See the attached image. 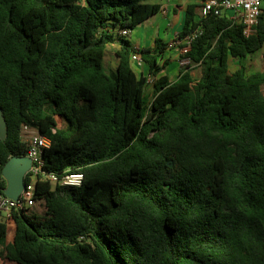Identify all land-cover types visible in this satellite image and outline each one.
I'll use <instances>...</instances> for the list:
<instances>
[{
	"label": "trees",
	"instance_id": "16d2710c",
	"mask_svg": "<svg viewBox=\"0 0 264 264\" xmlns=\"http://www.w3.org/2000/svg\"><path fill=\"white\" fill-rule=\"evenodd\" d=\"M159 11L149 0H0V189L5 163L25 152L22 124L50 137L45 172L83 175L78 187L39 178L44 215L15 211L10 241L0 216V264H264V69L247 72L264 8L246 37L189 5L176 46L202 33L174 81L166 42L137 48L119 33Z\"/></svg>",
	"mask_w": 264,
	"mask_h": 264
},
{
	"label": "built area",
	"instance_id": "2783aa9c",
	"mask_svg": "<svg viewBox=\"0 0 264 264\" xmlns=\"http://www.w3.org/2000/svg\"><path fill=\"white\" fill-rule=\"evenodd\" d=\"M263 8L264 0H203L199 15L195 20H200L209 14L215 16L225 15L232 21L240 23L242 25V34L248 37L254 33ZM131 32V29L119 30V33L126 37H130ZM201 33L202 27L197 26L182 38L180 42L183 46L179 48L180 55L186 54L189 51L191 42ZM177 43L178 41L174 38L173 44ZM131 60L134 67L142 71L144 63L138 52L132 53ZM181 60L185 64L189 62L187 59L181 58ZM148 79L151 80L150 77ZM20 137L25 145L23 155L30 158L31 166L25 175V186L17 200L7 197L4 194V190L0 189V216L9 222V224L12 223V215L15 211L21 209L28 210L36 203L34 190L39 178L48 179L61 185L76 187L81 185L83 179L81 173L65 174L62 177H58L43 170V153L51 144L50 137L39 133L36 128L25 124L21 125Z\"/></svg>",
	"mask_w": 264,
	"mask_h": 264
},
{
	"label": "crops",
	"instance_id": "0c3cea01",
	"mask_svg": "<svg viewBox=\"0 0 264 264\" xmlns=\"http://www.w3.org/2000/svg\"><path fill=\"white\" fill-rule=\"evenodd\" d=\"M149 2L159 4L160 11L150 16L136 28H134L129 38L133 45L137 48H152L155 38H159L166 42L167 49L165 50L164 58L168 59L169 63L162 73L168 75L170 80L174 81L178 78L180 69L177 65L176 57H178V49L176 44H173L174 38L176 37V34L182 29L187 7L189 5L195 6L196 18L199 15L203 0H149ZM111 44L117 48L118 40L115 39V41ZM261 52L264 55V44ZM234 60L235 58H229V70L231 72L237 70L239 66L238 60ZM230 63L233 64V67H230ZM116 64L113 67H115ZM263 69L264 67L261 70ZM138 72V74H145L146 67L144 66L142 71L139 70ZM191 73L194 76V69ZM42 211L44 212V207L40 209V213Z\"/></svg>",
	"mask_w": 264,
	"mask_h": 264
},
{
	"label": "water",
	"instance_id": "95a60500",
	"mask_svg": "<svg viewBox=\"0 0 264 264\" xmlns=\"http://www.w3.org/2000/svg\"><path fill=\"white\" fill-rule=\"evenodd\" d=\"M7 134V123L0 107V141L4 140ZM172 166V163L169 164ZM31 166L30 158L24 155L12 156L2 168V177L6 181L4 194L17 200L25 186V175Z\"/></svg>",
	"mask_w": 264,
	"mask_h": 264
},
{
	"label": "rangeland",
	"instance_id": "374dc122",
	"mask_svg": "<svg viewBox=\"0 0 264 264\" xmlns=\"http://www.w3.org/2000/svg\"><path fill=\"white\" fill-rule=\"evenodd\" d=\"M176 47L178 49V57H176L177 65L179 68H183L186 64L185 62L181 60L179 48L178 46ZM115 50H116V47L113 44H109L107 46L105 57H104V65L106 69L114 68L113 66L116 64L117 58L115 56ZM234 61H237V59H235ZM232 63H233V60H232ZM232 63H230V67H233ZM263 67H264V55L261 51L251 56L247 61V72L248 73L255 71V70H261ZM135 70L137 71V73H139L138 68L135 67ZM200 74H201V68L200 66H196L194 68L195 78H198ZM263 91H264V87H263ZM148 94H150V90L148 91ZM41 208H43L42 202L37 201L32 207L29 208L30 214H33L37 219H40L44 215L43 211L40 213ZM13 230H14V225L11 223L8 226V233H7V238H6L7 241L11 240ZM6 264H12V263L7 262Z\"/></svg>",
	"mask_w": 264,
	"mask_h": 264
}]
</instances>
